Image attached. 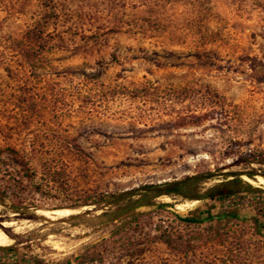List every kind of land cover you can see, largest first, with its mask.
<instances>
[{"label": "rangeland", "instance_id": "1", "mask_svg": "<svg viewBox=\"0 0 264 264\" xmlns=\"http://www.w3.org/2000/svg\"><path fill=\"white\" fill-rule=\"evenodd\" d=\"M262 175L264 0H0V264H264Z\"/></svg>", "mask_w": 264, "mask_h": 264}, {"label": "trees", "instance_id": "2", "mask_svg": "<svg viewBox=\"0 0 264 264\" xmlns=\"http://www.w3.org/2000/svg\"><path fill=\"white\" fill-rule=\"evenodd\" d=\"M255 175L257 174L255 173L248 174L250 178L255 177ZM262 177L264 178V175H262ZM204 180L205 178L202 176H187L186 178L182 180L167 182V183L160 184V185H146V186H143L141 189H135V190L127 191V192L120 193V194H111L108 196V198L110 199V202H108V204H114V203L119 204V203L124 202L126 198L131 200V198L135 196L137 192L142 191L143 197L140 200H136L134 202V206L132 207L128 206L125 208H121L122 210H130V213L127 212L126 214L129 213L128 215H135L138 209H140L143 206L149 205V202H146V200L144 199H147L149 197L155 198V197H159L162 195H183L185 196L191 193L195 184L201 181H204ZM239 181H240L239 178H235L229 182H226L222 184L221 187H227V189L213 191L212 193L208 194L207 197L211 200L229 199L236 193L234 188L236 187L237 183H239ZM7 199H8L7 194L0 191V205L5 206ZM15 200H16L15 204L12 205V211L14 213H20L22 208L24 207L23 203L19 201V197H16ZM227 217L236 218V214L234 213L227 214ZM262 226L264 229V223L262 224ZM13 249H14L13 247H10V248L0 247V250H13ZM35 264H44V262H42L41 260H35Z\"/></svg>", "mask_w": 264, "mask_h": 264}, {"label": "bare ground", "instance_id": "3", "mask_svg": "<svg viewBox=\"0 0 264 264\" xmlns=\"http://www.w3.org/2000/svg\"><path fill=\"white\" fill-rule=\"evenodd\" d=\"M9 241H10V239L5 234H3L2 232H0V246H6V245H8Z\"/></svg>", "mask_w": 264, "mask_h": 264}]
</instances>
